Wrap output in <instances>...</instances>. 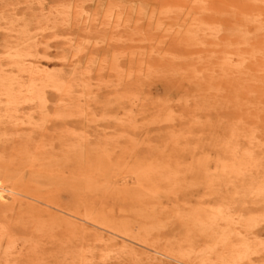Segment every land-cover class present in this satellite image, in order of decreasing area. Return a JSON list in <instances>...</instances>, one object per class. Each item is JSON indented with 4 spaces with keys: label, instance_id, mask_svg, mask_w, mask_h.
<instances>
[{
    "label": "rangeland",
    "instance_id": "1",
    "mask_svg": "<svg viewBox=\"0 0 264 264\" xmlns=\"http://www.w3.org/2000/svg\"><path fill=\"white\" fill-rule=\"evenodd\" d=\"M218 1L0 0V76L14 90L8 99L0 90V133L28 137L24 148L46 162L75 145L83 159L76 172L104 183L105 171L115 189L146 193L84 197L114 228L57 205L67 202L60 184L42 188L53 191L52 202L0 179V264H252L264 255V142H218L230 114L221 57L235 58L218 29ZM190 26L217 30H195L191 46L174 45L175 31ZM177 135L183 142L166 141ZM224 148L254 154L258 167L242 175L225 167L219 182L217 164H235ZM7 165L26 172L14 160ZM140 171L148 177L136 186ZM68 172L75 168L49 170ZM156 206L152 220L146 214ZM210 208L227 211L217 225L229 231L225 240L198 235L192 224V209Z\"/></svg>",
    "mask_w": 264,
    "mask_h": 264
},
{
    "label": "bare ground",
    "instance_id": "2",
    "mask_svg": "<svg viewBox=\"0 0 264 264\" xmlns=\"http://www.w3.org/2000/svg\"><path fill=\"white\" fill-rule=\"evenodd\" d=\"M219 3L225 6L223 7V13L225 18L223 20V26L218 28L224 35L226 45H232L230 52H233L235 58L233 60L221 57V65L219 72V83L221 86L227 87L225 94L228 95V101L222 102V106L229 108L228 123H224V137L218 142H264V0H219ZM223 15V14H222ZM200 26V25H198ZM186 28L182 31L176 30L175 32L181 33L179 37L173 40L176 46H191L194 43V37L196 35L195 30L207 29L210 34L216 32L215 27H196ZM196 28V29H195ZM233 62V63H232ZM17 65V63L15 64ZM222 69V71H221ZM192 79H197L194 73H191ZM11 78H4L0 76V90L2 94L8 99L14 96V91L8 84ZM6 83L2 85L1 83ZM194 82L192 84H194ZM52 87H56V84H52ZM219 85V84H218ZM33 86V85H32ZM29 85L26 90L30 93H36L37 91ZM193 86V85H192ZM221 104V103H220ZM194 108H198L197 104H193ZM197 106V107H196ZM249 120V121H248ZM261 121V126H257L254 129V124ZM248 122L252 124L249 127ZM193 124H197V121H192ZM204 124V125H203ZM1 125V122H0ZM192 125V124H191ZM203 130H208L211 133V126L208 123H198ZM194 127H196L194 125ZM251 128V129H250ZM258 130L259 134L256 136L254 131ZM0 133V179L9 184L11 190H17L25 194L33 195L39 198H47L53 202V191H49L46 194L42 188L49 185H61L63 190L67 193V202L65 204H57L64 209L78 213L82 212L84 216L100 223L103 226H120L111 219L110 215H105L101 208L97 209L91 205H86L84 197L92 194L91 196L103 197L104 199L114 198L115 196L119 200H125L127 198H138L144 196L146 193H140L137 190L134 191H119L115 189L109 182L106 181V175L102 173L104 183H100L96 180L94 175L82 174V172H76L79 167L82 166V155L77 150L75 145H71L70 149H65V152L61 154L59 161L52 159L51 161H44L43 156H37L36 154L29 153L24 147L29 146L28 137L19 136L12 132L6 135ZM167 138V142H178L179 139L183 142L182 135L176 137ZM17 139L15 149L10 151L7 156L3 154L4 146L7 142ZM259 139V141L256 140ZM185 142V141H184ZM200 142L199 136L195 137V141ZM225 144V143H224ZM74 146V147H73ZM87 151V150H86ZM70 153V154H69ZM163 153V151H161ZM228 159H231L235 164L232 166L224 165L223 163L217 164L219 169L218 176L219 182H223L221 174L224 173V168H228V171L235 175H242L248 169V166L257 168L259 163V157H255L254 154H242L236 156L233 151H229L224 148L221 152ZM258 158V159H257ZM16 161L20 167H25L26 172L21 173L16 169H11L10 165H7L9 161ZM261 160V159H260ZM95 161V159L93 160ZM91 163L87 168L95 169ZM53 167L65 168L67 166L75 168V173L68 172L66 176L57 175L53 176L49 174V170ZM99 167H96L98 169ZM129 171L133 173L134 167L128 166ZM105 170V168L103 169ZM128 170V169H127ZM17 171V172H16ZM258 171V170H255ZM135 174L136 186H140V182L147 180V174L140 171ZM103 182V181H102ZM152 189L151 192H154ZM157 193H159L157 191ZM162 193V192H161ZM162 194H157V197ZM156 196V195H154ZM84 199V200H83ZM89 201V200H88ZM157 202V201H156ZM159 203V202H157ZM161 206H156L147 216L153 218L161 210ZM30 211V210H29ZM195 215V219L191 220L192 224L197 225V234L204 233L206 237H217L218 239L225 240L229 235V231L226 229H219V222L222 221L223 214L227 213L224 208H210L191 210ZM143 213V212H142ZM230 219V216L226 217ZM219 225V226H217ZM226 225V223H222ZM221 227V226H220ZM148 235V233H146ZM239 243H242L241 241ZM260 245L261 254H264V247ZM259 251V250H258ZM251 264V263H250ZM252 264H264V255L254 259Z\"/></svg>",
    "mask_w": 264,
    "mask_h": 264
}]
</instances>
